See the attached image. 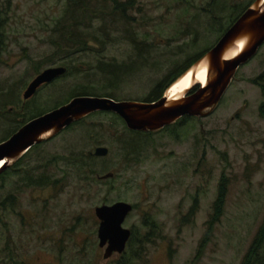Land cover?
<instances>
[{
  "label": "rangeland",
  "instance_id": "obj_1",
  "mask_svg": "<svg viewBox=\"0 0 264 264\" xmlns=\"http://www.w3.org/2000/svg\"><path fill=\"white\" fill-rule=\"evenodd\" d=\"M246 1L217 0L214 11L225 22L228 7ZM66 2L9 0L0 53V138L20 124L19 114L48 111L73 90L142 100L218 35L207 12L210 0H135L130 22L113 12L108 36L93 32L99 42L66 61L51 56L49 43ZM105 8L112 10L111 4ZM100 60L126 65L127 74L106 81L94 69ZM82 62L90 66L23 99L44 69ZM262 73L264 44L206 117L138 136L115 113L95 112L34 149L0 176V264H118L124 253L102 257L94 214L96 206L116 201L135 206L123 223L134 236L126 249L132 264H239L264 217V81H252ZM97 146L108 153L95 156ZM43 171L55 186L30 183ZM107 173L113 175L103 178ZM223 178L222 215L200 247Z\"/></svg>",
  "mask_w": 264,
  "mask_h": 264
},
{
  "label": "water",
  "instance_id": "obj_2",
  "mask_svg": "<svg viewBox=\"0 0 264 264\" xmlns=\"http://www.w3.org/2000/svg\"><path fill=\"white\" fill-rule=\"evenodd\" d=\"M241 43L240 47L237 45ZM264 44V0H253L235 19L218 40L193 62L175 81L188 72L192 83L179 96L168 91L154 101L115 100L107 96L79 95L69 101L35 116L23 123L6 139L0 141V173L14 164L32 146L46 142L69 125L95 112L118 115L129 130L155 132L173 124L184 115L202 118L212 113L229 87L241 65L247 63ZM199 67L205 68V83L195 80ZM66 72L65 66L49 67L38 73L25 88L22 97L29 99L40 85L50 83ZM196 91L185 95L192 86ZM107 147L97 146L93 154L105 156ZM107 173L103 177H111ZM132 204L116 201L94 208L99 220L98 246L104 248L102 257L122 254L130 237L123 226Z\"/></svg>",
  "mask_w": 264,
  "mask_h": 264
},
{
  "label": "trees",
  "instance_id": "obj_3",
  "mask_svg": "<svg viewBox=\"0 0 264 264\" xmlns=\"http://www.w3.org/2000/svg\"><path fill=\"white\" fill-rule=\"evenodd\" d=\"M252 1L253 0H247L244 3H240L237 5H230L228 7L230 12L226 16L225 22H223L221 21V15H220L221 12L214 11L216 10L215 5L217 4V0H210V2H208V5L210 7L207 12L212 14L211 15L212 23L217 24L218 26L216 28L218 35L214 40V42L207 45L204 49L194 53L191 57L187 58L186 61H184L181 64L183 65V67L181 68V70H178L177 74H180L182 71L187 69L202 54H204L208 49H210L212 45L218 40V38L226 31V29L235 21V19L247 8V6ZM8 3L9 0L8 2H6V5H1L0 7V53L5 48L4 44H5L6 33L4 32V25L8 19V15H7V12L9 10ZM134 3L135 0H127L123 2H118V0H67L63 12L61 14V17L58 21L55 22L53 28L55 32H58V35H56L55 38L51 37L49 39V43L52 45L53 50H55L51 56L54 57V54L57 55L62 54V57L60 59L66 58V61H68V59L71 60L70 56H73L79 52L88 51L89 46H91L93 42H97V41L99 42V37L95 35V33L93 32L99 31L102 34L108 36L107 30L110 29V26H108L109 18L111 20V16L113 12H116L119 15L116 17L118 21L120 22L123 21L126 23L131 21L132 17L129 16L128 12L129 9L133 8ZM109 4H111V9H112L110 11H108L107 8H105L106 5ZM131 40L134 41L135 43V39L133 37H131ZM100 42H102V40ZM71 65L72 63L67 64L66 72L63 75H67L72 71L75 74L80 73L82 72L80 66H85L88 64L82 62V65L76 64L73 65L72 68L70 67ZM68 67H70L71 69ZM124 67L122 63H117V61L106 62L100 60L98 61L96 68L94 69L97 70L99 73H101L106 79V81H117L122 74H127V72H125L123 69ZM176 68H178V66L171 69V71L172 70L175 71ZM171 71L169 70V73L166 76H163V78L160 79L159 82L162 81V83H164V81H167L166 77L171 73ZM177 74H174V76L168 81H172L173 79H175ZM159 85H161V83ZM79 95H96V94L94 92L87 91V89L73 90L69 94V96L66 97L65 99L63 100L60 99L59 101H56L53 104L52 108L58 107L59 105L69 101L72 97ZM104 96L113 97L110 93H107ZM158 97H159V93L153 90L144 99H142V101H147V102L154 101ZM44 109L46 110L47 108L37 109L34 113H31L28 116L19 114L18 117L20 124L16 126L13 130H11L8 134L0 138V141L10 136L14 131H16L23 123H25L29 119L46 112ZM84 120L85 118L69 125L68 127H66V129L70 128L72 125L81 123ZM43 143L32 146L21 158L17 160V163H15V165L11 166V168L13 166L18 165V163H20L25 157L29 156L30 152L38 148ZM78 159L81 160L83 165L87 164V161L83 157L78 156ZM44 162L45 160H43L41 164H44ZM48 162L44 164L45 168L47 167ZM57 182H58L57 180L49 179L46 176V173L43 171L40 177L36 178L33 182L30 183L36 186L44 187L48 185L55 186ZM218 189L219 190L217 192L216 200L213 205V214L211 215V219L208 221V228L201 240L200 247H202L207 242L209 235L211 234L213 224H215L222 215L224 197L226 192L224 178L221 179ZM133 238L134 236H131L129 238L126 248L123 252L124 254L121 256V259L118 262V264H132L133 261L132 258L134 256L126 252V249L127 247H130ZM239 264H264V217Z\"/></svg>",
  "mask_w": 264,
  "mask_h": 264
},
{
  "label": "flooded vegetation",
  "instance_id": "obj_4",
  "mask_svg": "<svg viewBox=\"0 0 264 264\" xmlns=\"http://www.w3.org/2000/svg\"><path fill=\"white\" fill-rule=\"evenodd\" d=\"M256 55V54H255ZM254 57V56H253ZM252 59V58H251ZM183 67V65H178V68H176V70L175 71H171V73L166 77L167 78V81H164V83H162V81H160V82H158L152 89H151V91L150 92H152L153 90H155L157 93H159V97L158 98H160L161 96H163L164 95V93L165 92H167L168 90H169V88L176 82L175 80L186 70H184V71H182L180 74H177L178 73V70H181V68ZM238 71V70H237ZM174 74H177V76L175 77V79H173L172 81H168V80H170L173 76H174ZM264 75H263V73H262V75H260V77H258L257 79H252V81H264ZM238 80V78H236V74H235V77L231 80V83H232V81H237ZM53 82V81H52ZM51 83V82H50ZM161 83V85H159ZM231 83H230V85H231ZM46 84H48V83H45V84H42V85H40L39 86V88L40 87H42V86H44V85H46ZM229 85V86H230ZM38 88V89H39ZM197 88H198V85H194V86H192V88H190L189 89V91L185 94V95H189V94H192L194 91H196L197 90ZM229 88V87H228ZM228 88H227V90H228ZM226 90V91H227ZM226 93V92H225ZM224 93V94H225ZM93 96H100V95H93ZM224 96V95H223ZM110 98H112V97H110ZM158 98H156V99H158ZM223 98V97H222ZM222 98H221V100H222ZM112 99H114V98H112ZM155 99V100H156ZM116 100V99H115ZM123 100H136V99H123ZM140 101H142V100H140ZM221 102V101H220ZM191 118H197V117H194V116H189V115H184V116H182L181 118H179L177 121H175L173 124H170V125H167V126H164L162 129H160V130H158V131H161V130H164V129H168V128H170V127H174L175 125H178V124H180V123H183L184 121H186V120H190ZM129 131H132V132H134V134H136V135H149L150 133H156V132H158V131H155V132H151V131H148V132H144V131H136V130H129ZM15 163H17V161L15 162ZM15 163L14 164H12V165H15ZM11 165V166H12ZM11 166H9L8 168H6L5 170H3L1 173H0V175L2 174V176H3V173L6 171V170H8V169H10L11 168ZM113 175V174H112ZM104 176V175H103ZM102 176V177H103ZM104 178V177H103ZM108 178V177H107ZM131 204V203H130ZM132 207H133V209H134V206H133V204H132ZM132 209V210H133ZM99 223V222H98ZM129 229V228H128ZM130 230V229H129ZM131 235H132V232H131V230H130V237H131ZM129 237V238H130ZM129 240V239H128ZM128 242V241H127ZM127 245V244H126ZM113 255V254H112Z\"/></svg>",
  "mask_w": 264,
  "mask_h": 264
},
{
  "label": "bare ground",
  "instance_id": "obj_5",
  "mask_svg": "<svg viewBox=\"0 0 264 264\" xmlns=\"http://www.w3.org/2000/svg\"><path fill=\"white\" fill-rule=\"evenodd\" d=\"M241 43L237 45V47H240ZM205 68L199 67V69L196 71L195 80L197 82L204 84L205 83ZM192 83L191 81V73L188 72L183 77L178 79L168 90V94L171 97L179 96L183 91Z\"/></svg>",
  "mask_w": 264,
  "mask_h": 264
}]
</instances>
